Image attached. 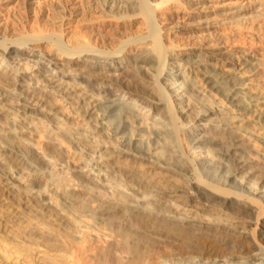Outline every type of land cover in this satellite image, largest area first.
<instances>
[{
	"label": "bare ground",
	"instance_id": "bare-ground-1",
	"mask_svg": "<svg viewBox=\"0 0 264 264\" xmlns=\"http://www.w3.org/2000/svg\"><path fill=\"white\" fill-rule=\"evenodd\" d=\"M212 2L0 0L13 264H264V0Z\"/></svg>",
	"mask_w": 264,
	"mask_h": 264
},
{
	"label": "rangeland",
	"instance_id": "rangeland-1",
	"mask_svg": "<svg viewBox=\"0 0 264 264\" xmlns=\"http://www.w3.org/2000/svg\"><path fill=\"white\" fill-rule=\"evenodd\" d=\"M63 1V0H62ZM75 1V0H73ZM254 0H213L212 3H214V5H216L217 7H233L238 5L239 3H247V5H249V9L247 10H251L253 9V6H255V2L253 3ZM14 4V3H12ZM15 5V4H14ZM31 8L34 7V9H32L29 13H33L34 11H38V5L36 6L35 4H31L30 5ZM264 6V4H263ZM21 7V5L19 6ZM16 8V7H15ZM261 8V7H259ZM49 12L54 13V10H49V8L43 9V10H39V16L40 18H42L45 15H49ZM251 12V11H249ZM264 20V8L262 9V15H261V21ZM245 26L251 27V26H255V27H259V28H264V24H261L260 21L259 22H246ZM242 31V36L245 35V38H247L246 40H249L251 38H253V36H251L248 31H250L251 29H240ZM176 36L178 37H186L187 35H180L177 34ZM38 47L40 49H42L43 52H48L49 49H51L50 47H48V45L44 42H42L40 45H38ZM37 49V47H36ZM148 121V119H147ZM30 175V174H29ZM32 175V174H31ZM30 175V177H31ZM34 177V175H33ZM25 223H23L24 225ZM113 228H116L115 226H113ZM175 229V227H173ZM179 231H182L183 229L180 227L176 228ZM2 235L4 236V238H2ZM127 237L124 236V240ZM23 241V240H22ZM19 238L18 237H8V235H6L5 232H2V230H0V264H13L14 261H19L22 262V254L21 251L18 249V245H20L19 243ZM224 248V247H223ZM133 250V248H132ZM8 257V258H7ZM154 257H155V252L153 251L152 245L146 243L145 241H141L140 244H137L134 246V251L132 254V259L130 262L126 263V264H154ZM93 264H115L114 260L112 258V256H110L105 250L102 251L101 253H95L93 258ZM144 260H147L148 262L145 263L143 262Z\"/></svg>",
	"mask_w": 264,
	"mask_h": 264
}]
</instances>
